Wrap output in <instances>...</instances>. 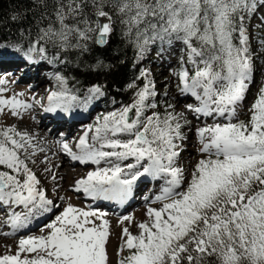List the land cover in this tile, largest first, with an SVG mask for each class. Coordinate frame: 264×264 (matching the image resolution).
Instances as JSON below:
<instances>
[{"label": "snow or ice", "instance_id": "snow-or-ice-1", "mask_svg": "<svg viewBox=\"0 0 264 264\" xmlns=\"http://www.w3.org/2000/svg\"><path fill=\"white\" fill-rule=\"evenodd\" d=\"M42 2L50 9L41 17L47 24L37 25L35 36L25 28L24 42L0 40V52L35 63L33 53L46 60L48 45L84 52L92 42L103 48L118 21L137 59H143L151 45H157V55L162 56L166 44L180 42L187 59L181 58L175 73L177 88L199 101L198 106L187 105V111L197 119L226 121L193 129L184 113L148 115L157 108V93L150 71L142 70L137 79L145 81L143 85H127L135 89L131 104L105 115L88 130L94 133L91 139L87 134L79 138L75 150L67 141L61 143L70 161L97 166L72 185L74 192L92 201L124 205L141 177L163 182L151 201L161 207L148 208L149 219L136 225L138 233L127 226L121 229L118 264H264V86L248 109V120L237 118L257 55L240 13L254 12L256 0ZM260 44L264 48V40ZM54 79L57 90L47 95L44 111L67 113L79 97L68 87L67 77L57 73ZM7 82L0 78V114L7 108L20 116L33 105L17 96L5 98ZM88 93V99L103 95L102 86L93 85ZM186 128L203 157L187 175L179 165L189 140ZM33 139L13 127L0 128V206L20 209L10 216L13 229L51 213L54 206L26 162L29 149L33 155L37 151ZM102 163L106 166L100 167ZM106 217V212L69 203L44 226L47 235L20 238L15 254L0 255V264H110L111 227ZM132 220L125 215L120 223Z\"/></svg>", "mask_w": 264, "mask_h": 264}, {"label": "rangeland", "instance_id": "rangeland-1", "mask_svg": "<svg viewBox=\"0 0 264 264\" xmlns=\"http://www.w3.org/2000/svg\"><path fill=\"white\" fill-rule=\"evenodd\" d=\"M260 2V0H256V4L258 5V3ZM240 15H244L245 19H244V27L247 29V33L249 36V40H250V46L251 48L257 53L256 57H254L253 59V65H254V74H253V80L254 81H259V85L257 86H253L250 85V90L248 91L246 98L244 99V101L242 102V104L240 105L241 107H239L237 110V118L240 120H244L247 121L249 116H250V112L248 111L249 107L251 106V104L254 102V100L256 99L257 95H258V91L259 89L264 86V55H261L262 52H264V48H261V44L260 42L262 40H264V11H262V9H258L256 7L254 12H241ZM175 46V47H172ZM171 47L168 46L167 44L164 46V54H163V59L160 62V64L162 65V67L164 68H170L169 65H171V69L168 70V74L166 72H159L158 68L154 65V61H158L157 59L160 58V56L157 55V45H151L149 48V51L147 52V54L145 55V57L143 59H137V55L133 61V68L134 71L136 73V79L137 77L140 76V73L142 70H149L150 71V76L149 79L154 80L155 82V90L157 95L154 98V103H156L157 108L156 109H152L149 110V112L147 113L148 115L151 114L152 111H157V112H165V111H169V112H175V113H184L186 115V113L184 112V110L187 108L184 106L182 109H177V103H175L174 101H176L175 97L178 96L179 93V89L176 87L178 80L175 76V73L179 70L180 66H181V58L183 57L184 60L187 59V54H186V50H183V48L181 50L180 49L182 46V44L178 41L174 42L173 45ZM151 50V51H150ZM3 52H7V51H3ZM150 53V55H149ZM9 57L6 56H1L0 55V63L2 62H8V61H13V62H18L20 63V65H22L21 70L25 71V73H27V70H30V72L39 69L43 72V76L44 77H48L49 82H47V91L45 90L44 93H39L36 92L35 94L38 96V98H43L40 102H41V106H43V104H45L46 100V95L47 92L49 93L50 91H54L57 90V84L56 81L54 79V76L56 75L53 71V69L51 67H49V65L45 62L44 64L40 65H30L29 67L26 66L27 64L23 62V60L16 58L15 56H13L11 53L8 52ZM175 56L178 57V65L176 62V58H174ZM169 58V60L167 61V58ZM174 58V59H173ZM174 63V64H172ZM169 66V67H167ZM189 69H191V65H188ZM174 70V71H173ZM172 71V72H171ZM15 76V75H14ZM0 78H3L2 76H0ZM10 78L8 77V79H6L7 81ZM19 79V75L16 74V76L14 77L13 80H11L10 82H7L5 85H3V87H5L7 89V91L5 93H3V96L5 98H10L12 96H17L18 99L26 101L27 103L32 104L33 99L28 98L26 96V91L22 90L21 88L23 87V84H21L20 82H18ZM137 81L140 82V86L143 85V83L145 81L137 79ZM252 84V83H251ZM31 86V85H29ZM25 89V88H24ZM90 89V88H89ZM176 90V91H175ZM178 90V93H177ZM88 92V89H86L80 96L79 99H81L84 94H86ZM174 94L171 99H169L170 95ZM250 94V95H249ZM44 96V97H43ZM175 96V97H174ZM97 99L95 100V104L99 103V107L97 108L96 105V110L94 111V115L93 117H91L89 119V122L87 124L88 127H86L87 129L82 131V136H84L85 134L88 135H93V132L88 131L90 128H95L98 123L102 122L103 117L105 115H107L108 113L112 112V111H117L120 108H122L123 106L120 103H113L110 100L108 101V105L110 103V105L108 106L107 104L104 103V99H107L106 96L100 95V96H96ZM195 97H192V99ZM93 103V104H94ZM169 105H174L172 108H169ZM33 107V106H32ZM90 107V106H89ZM176 108V109H175ZM29 110L27 111H21V115L20 116H14L10 114L9 109H5V112L3 114H0V128H8V127H13L16 130L20 131V132H29L30 135L33 136V140L32 143H34V145L37 146V143L42 142L41 139H36L38 138V135L36 132H34L33 129H29L28 126V122L31 119L27 112H29ZM196 120H198L196 118ZM201 120H204L201 118ZM233 122H235V119L233 120ZM48 133L49 129L46 130ZM33 133V134H32ZM66 135V130L65 128H59L54 136V140L57 143H62L63 141H68L69 137L65 136ZM38 141V142H37ZM196 144V143H195ZM193 145L191 143V145H186L184 144V148L185 150L187 149L189 152L187 154L184 153V155L182 156V158L179 159V165L183 166L185 168V174L187 175L188 172L192 169V167L195 165V163L203 158L199 153H198V145ZM41 152V153H45V155L52 160V163H56L55 161V157H50V155H52V152L48 151V150H41V148H39L37 146V151L36 152ZM56 155L58 156L57 151L55 152ZM59 154H61L64 157V163L69 164L68 163V159L69 157L64 154L62 152V150L59 151ZM28 155V161L33 162V159L36 156V153L33 155L32 154V150L29 149V152L27 153ZM42 155V154H41ZM37 156L40 160L35 161V165L33 166H29V168H31V170L33 172H37V170H39L38 164L41 161L46 160L44 158V156ZM49 155V156H48ZM55 155V156H56ZM184 156H186V158L184 159ZM66 161V162H65ZM55 167H57L55 165ZM66 167H68V165H66ZM44 171V170H42ZM37 177L40 179L41 181V185L40 187H42L44 190H46L47 195L52 196V198L54 199H59V202H54V212L50 215V217L47 219V221H45L44 223H50L55 219L56 215H59L60 212H62V210L67 206V204H72L76 207L79 208H83L85 210H89V209H94L95 208L92 207L91 203H95L94 201L90 200V199H86L84 198V195L81 193H76L72 190V187H69V183L67 182V180H63V184L66 185V187L68 188V192L75 194V197L78 199V201L81 203V205H79L77 203V201H74L73 197H71V195H66L63 191H59L58 187L55 186V184L53 183V180H46L44 177H42L40 175V173L36 174ZM60 186V185H58ZM67 190V189H66ZM83 195V196H81ZM63 197L64 199H60L59 197ZM78 196H81L78 198ZM143 196V195H142ZM139 196L141 197L139 200L140 202H142L143 198H145L144 196ZM100 211V210H98ZM103 212H105L103 210ZM106 213H110V212H106ZM129 215V214H128ZM125 216L124 214H120L118 215L115 213V211H111L109 217L107 218L110 221V227H111V237H110V243L108 245V251H109V255H110V264H118V259L119 256L117 254V248L118 245L121 243V229L123 227H129L130 231H132L134 234L138 233V229L136 227L137 224H139L140 222H146L148 221V216H147V211L143 212H137L135 213V210L133 211V214L129 215L133 217L132 221H124L123 224L120 223L122 217ZM5 230V231H4ZM49 230H46L44 233H46L45 235L48 234ZM7 229L5 228H0V237L5 238V236L7 235ZM28 233V232H27ZM44 233H40L37 234L36 237L44 235ZM9 238V237H6ZM4 240V239H1ZM12 239L8 240L9 244L6 245H1L0 246V255H5V254H15L16 250H17V244L18 241L12 242ZM3 243V242H2ZM4 248V249H3ZM125 255L127 254L126 252L124 253Z\"/></svg>", "mask_w": 264, "mask_h": 264}, {"label": "bare ground", "instance_id": "bare-ground-1", "mask_svg": "<svg viewBox=\"0 0 264 264\" xmlns=\"http://www.w3.org/2000/svg\"><path fill=\"white\" fill-rule=\"evenodd\" d=\"M257 8L262 9V11H264V3L259 2L257 5ZM172 47H175V46H172ZM182 48L183 47H181L178 50H181ZM163 57L164 56L162 55L160 56L159 59H157L158 61H154V65L158 68L159 72H163V73L166 72L168 74L169 73L168 70L171 69L172 67L171 65H169L170 68L162 67L159 61H161ZM169 58L170 57L167 58V61L169 60ZM174 58H176L177 60L174 63H177L178 65V62H179L178 57L175 56ZM21 67L22 65H20V63L18 62H13V61L2 62L0 63V76L6 79H8L9 77L10 79L8 80V82H10L11 80L14 79L16 74L19 75L18 82L23 84V87L25 88V89L24 88H21V89L26 91L27 93L26 96L28 98L32 97L33 99V102H32L33 107L30 109L29 112H27L28 116L31 118L28 122L29 129H33L34 132L37 133L38 138L36 139L42 140L41 144L37 143V146L43 150H48L52 152V155H50V157H55V161H56V163H52V160H50L45 155L47 151L45 153H41L38 151L36 152V156L33 159V162H30V161L27 162L28 166L35 165L36 158L37 160L43 159V157L42 158L37 157L42 154L41 156H44L46 160L41 161L40 163H37L38 164L37 168L39 170H37V172H34V173L35 174L40 173V175L44 177L46 180H52L51 176L54 174L57 177V179L56 181H53V183L55 184V186L60 185L58 186V190L63 191L66 195H71L74 201H77V203L81 205V203L75 197V194L68 192V188L72 187L75 180L82 178L83 176L86 175L88 171L94 170L97 166L92 165V164L82 165L78 162L70 161V159H68L69 164H66L67 163L66 161H65L66 163H64V157L61 154H59V151L61 150V143L55 142L54 136L59 128L64 127L66 130L65 136L69 137L67 142L75 150V144L79 140V138H81V135L83 133L82 131L87 129L86 128L88 127L87 124L89 122V119L93 117L94 115V111L96 110V105H97V108L99 107V103L98 104L94 103L97 97L93 99H88L89 93L87 92L86 94H84V96L81 99H79L77 102L73 104L72 108L67 113L60 112V111L56 113L45 112L44 108L47 106V101L45 102V104H43V106L40 105L41 102L36 103L37 100L41 101L43 98L39 99L35 93L39 92L41 94V93H44L45 90L47 91V82H49L48 77H44L43 72L39 69H36L32 72H30V70H27V73H25V71L21 70ZM5 74L7 75L5 76ZM259 83H260L259 81H254L252 78L251 85L258 87ZM177 93H178V90H177ZM48 94L49 93L47 92V95ZM173 95L174 94L170 95L169 99H171ZM175 99L176 101L174 102L177 103L176 104L177 109L179 108L182 109L184 106L186 107V105H193V106L199 105V101H197L196 98L192 99V96L190 95H183L181 94L180 90H179L178 96H176ZM184 112L186 113L188 120L191 122V126L193 129L202 127L205 124H212L214 122H226L222 118H217L214 121L212 118H208V117H200L198 120H196L195 114L187 111V108L184 110ZM201 118L204 120H201ZM47 129H49L48 133H46ZM185 132L189 136V140L185 144L191 145L192 143L194 145L196 143V139L193 136V133L191 131H188L187 128L185 129ZM88 137L89 139H91L92 134L88 135ZM56 151L58 153V156L55 153ZM188 152L189 151L187 149L184 150L181 153L180 158H182L184 153L187 154ZM185 158L186 156H184V159ZM55 165L57 167H55ZM66 165H68V167H66ZM104 166L106 165H104L103 163L100 165V167H104ZM46 168L50 169L51 171L46 172L45 171ZM67 179H68L67 182L69 183L68 188L66 187L65 184H63V180H67ZM162 183H163L162 181H158L150 177H141L140 180H138L136 182V185L134 186L133 195L129 199L130 204L126 206V208L123 209L120 212V214L131 215L133 214L134 210H135V213L137 212L144 213L145 211L148 210L149 207H153V208L161 207V204L152 203L151 201L154 199L155 195L159 194ZM142 195L145 198H143L142 202H140L139 199L141 197L139 196H142ZM81 196H78V198ZM47 197L53 200V203L56 201L59 202V199H54L50 195H47ZM84 198L86 197L84 196ZM101 202L102 201H99V203H96L97 204L96 207H93V208H95L96 210H100V211L104 210L105 212H110V213L111 211L112 212L115 211V213H117V211L120 210L119 209L120 206L119 208L117 206L119 204H116L115 202H109V201H103L104 203H101ZM54 207L55 206H53L51 213L43 214L38 217H32L28 220L27 224L24 227H21L19 229H13L10 224V216L14 211H20V209H16L15 206H11V207H9L8 205L0 206V228H5L8 231L5 238L0 237V246L3 245L4 243H5L4 245L7 246L9 244L8 240L10 239H12L11 240L12 242H15L19 240L20 238H27L28 236H37V234H40V233L43 234L46 230H48L46 227H44L48 222L47 223H44V222L47 221L50 215L54 212ZM110 213H107V218H110L109 217ZM45 234L46 233H44V235ZM6 237H9V238H6ZM1 239H4V240H1Z\"/></svg>", "mask_w": 264, "mask_h": 264}, {"label": "trees", "instance_id": "trees-1", "mask_svg": "<svg viewBox=\"0 0 264 264\" xmlns=\"http://www.w3.org/2000/svg\"><path fill=\"white\" fill-rule=\"evenodd\" d=\"M48 2L50 4V0ZM49 10L44 7L42 0H0V40L8 43L24 42L27 39L25 28L31 29L35 36L36 26L47 24V18L42 20L41 17ZM14 15L16 20L11 19ZM122 27L117 21L110 43L103 48L92 42H89L88 50L84 52L77 49L60 51L48 45L47 59L43 62L55 74L67 77L68 87L77 96L93 85H101L107 98L104 99L105 104L108 105L107 100H110L122 106L129 105L133 101L135 89L127 85L135 82L140 86V82L133 68L136 49L121 35ZM33 54L40 57L39 53ZM0 55L9 57L8 52H0Z\"/></svg>", "mask_w": 264, "mask_h": 264}, {"label": "water", "instance_id": "water-1", "mask_svg": "<svg viewBox=\"0 0 264 264\" xmlns=\"http://www.w3.org/2000/svg\"><path fill=\"white\" fill-rule=\"evenodd\" d=\"M99 48H102V47H99Z\"/></svg>", "mask_w": 264, "mask_h": 264}]
</instances>
